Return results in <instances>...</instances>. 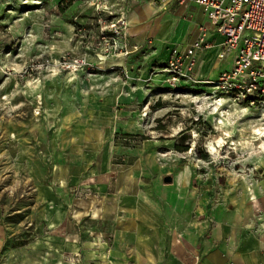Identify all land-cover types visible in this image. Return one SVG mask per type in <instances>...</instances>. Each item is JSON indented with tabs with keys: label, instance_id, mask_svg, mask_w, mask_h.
<instances>
[{
	"label": "rangeland",
	"instance_id": "1",
	"mask_svg": "<svg viewBox=\"0 0 264 264\" xmlns=\"http://www.w3.org/2000/svg\"><path fill=\"white\" fill-rule=\"evenodd\" d=\"M101 2L0 0V264L45 256L52 242H66L67 231L82 248L90 241L110 248L114 224L93 225L92 212L104 215L106 191L123 172L146 194L188 167L208 210L225 202L237 180L264 177V111L218 101L208 84L150 79L166 51L185 46L170 35L153 56L142 48L106 52L101 31L111 35L106 24L125 7ZM199 68L211 71L204 62ZM58 170L67 181H58Z\"/></svg>",
	"mask_w": 264,
	"mask_h": 264
},
{
	"label": "crops",
	"instance_id": "2",
	"mask_svg": "<svg viewBox=\"0 0 264 264\" xmlns=\"http://www.w3.org/2000/svg\"><path fill=\"white\" fill-rule=\"evenodd\" d=\"M120 2L128 18L127 41L132 53L142 48L153 56L165 45L163 38L167 35L181 47L185 45L180 48L184 49L198 37L200 27H204L212 47L199 56L197 71L201 79L206 78L200 84L216 79L221 71L232 67L235 51L227 53L223 68L219 69L218 53L224 37L216 32L206 11L195 0ZM134 46L137 48L133 49ZM166 53L169 59L171 53ZM227 61L230 64H225ZM202 62L211 68L210 73L200 74ZM152 68L154 71L159 66ZM215 69L217 74L212 77ZM143 75L146 80L150 78L148 73ZM179 169V176L163 178L164 185L157 180L153 193H141L140 180L130 177L132 172L130 176L123 172L114 184L115 190L106 191L110 199L108 209L104 217L99 214L101 208L95 209L92 224H114L110 248L92 241L82 248L75 233L68 236L67 231L66 238L61 237L65 243L52 242L45 256L21 264H108L105 259L108 248L113 256L111 264H264V177L237 180L228 190L225 202L215 201L208 210L204 209L200 190L191 186L190 169L183 165ZM107 174L108 170L106 182ZM67 180V173L58 170V181ZM124 184L130 188L126 195L121 194L126 192ZM107 187L110 185L105 183ZM142 202L150 205V212L143 211ZM119 209L124 211L120 215ZM57 225L63 233L59 222Z\"/></svg>",
	"mask_w": 264,
	"mask_h": 264
},
{
	"label": "built area",
	"instance_id": "3",
	"mask_svg": "<svg viewBox=\"0 0 264 264\" xmlns=\"http://www.w3.org/2000/svg\"><path fill=\"white\" fill-rule=\"evenodd\" d=\"M159 1L164 3L169 0ZM195 2L204 8L216 32L224 37L218 57L223 59L227 53L236 52L232 67L221 71L216 79L206 80L204 84L210 86L211 92L220 95L218 101L227 99L235 105L255 107L264 111V0H195ZM97 4L102 5L101 0H97ZM107 10L108 6L105 5L101 12ZM106 25L111 31V35L101 31L106 52L124 56L130 54L132 48L127 41L126 12H121L115 21L111 20ZM207 37V29L201 28L195 41L184 49L174 50L165 65L152 72L150 79L157 81L161 78L160 83L170 87L200 84L202 79L197 71L199 56L212 47ZM75 64L81 67L88 63L86 60H76ZM122 72L129 76L127 67H123Z\"/></svg>",
	"mask_w": 264,
	"mask_h": 264
},
{
	"label": "bare ground",
	"instance_id": "4",
	"mask_svg": "<svg viewBox=\"0 0 264 264\" xmlns=\"http://www.w3.org/2000/svg\"><path fill=\"white\" fill-rule=\"evenodd\" d=\"M257 133H261L259 130H257ZM212 149V151H215V148H211Z\"/></svg>",
	"mask_w": 264,
	"mask_h": 264
},
{
	"label": "trees",
	"instance_id": "5",
	"mask_svg": "<svg viewBox=\"0 0 264 264\" xmlns=\"http://www.w3.org/2000/svg\"><path fill=\"white\" fill-rule=\"evenodd\" d=\"M72 2H73V0H69V4H70V5L72 4ZM70 5H69V6H70Z\"/></svg>",
	"mask_w": 264,
	"mask_h": 264
},
{
	"label": "water",
	"instance_id": "6",
	"mask_svg": "<svg viewBox=\"0 0 264 264\" xmlns=\"http://www.w3.org/2000/svg\"><path fill=\"white\" fill-rule=\"evenodd\" d=\"M168 180H171V178L169 177V178H167Z\"/></svg>",
	"mask_w": 264,
	"mask_h": 264
}]
</instances>
